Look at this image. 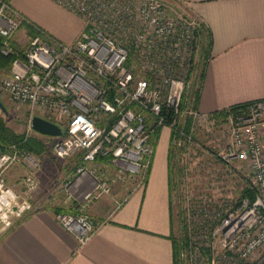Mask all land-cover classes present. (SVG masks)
I'll list each match as a JSON object with an SVG mask.
<instances>
[{"label":"built area","instance_id":"2783aa9c","mask_svg":"<svg viewBox=\"0 0 264 264\" xmlns=\"http://www.w3.org/2000/svg\"><path fill=\"white\" fill-rule=\"evenodd\" d=\"M53 1L82 19L77 40L65 43L32 25L37 32L29 36L24 51L17 52L1 85L10 101L28 109L25 139L38 115L63 130L62 136L53 137L58 157L82 152L84 162L103 156L116 166L112 176L100 178L94 170L79 166L63 184L81 212H58L55 217L83 245L98 227L83 213L86 204L109 192L113 183L131 179L137 187L145 183L157 127L177 132L176 145L190 138L184 133L187 124L192 132L197 125L213 126L218 116L183 104L195 65L201 26L197 18L174 12L164 0ZM25 23L29 22L11 0H0L2 53L15 52L12 37ZM223 118L230 139L218 159L230 169L241 163L247 171L242 175L248 178L245 189L252 197L245 195L233 204L214 231L223 250L235 249L237 264H260L264 262V98L246 102L237 111L228 108ZM15 164L26 167L19 192L5 180ZM39 167L37 156L17 144L0 148V236L33 210L30 199L38 186Z\"/></svg>","mask_w":264,"mask_h":264},{"label":"crops","instance_id":"0c3cea01","mask_svg":"<svg viewBox=\"0 0 264 264\" xmlns=\"http://www.w3.org/2000/svg\"><path fill=\"white\" fill-rule=\"evenodd\" d=\"M164 1L174 12L197 18L211 40L209 55L205 56L203 37H197L187 105L210 115L264 98V0ZM11 4L25 16L27 24L62 42H75L83 28L82 19L74 13L78 19L72 31L58 28L55 16L59 17L64 8L53 0H11ZM15 34L12 44L20 49L23 35L30 34L28 27L24 24ZM170 139L171 129L163 126L155 138V153L142 186L137 187L135 179L113 183L109 192L89 204L85 211L98 227L83 245L55 217L58 212L75 214L78 203L66 204L63 195L53 192L63 178L75 174L76 167L94 170L98 178L96 173L112 176L116 166L103 156L84 162L82 152H75L69 161L73 169L57 164L53 175L47 170L51 162L42 158L36 171L34 208L1 234L0 264H176L171 236ZM25 172L22 164L7 171V182L17 192L22 185L15 180ZM9 177L16 179L9 181ZM87 187L88 182L80 189L85 191Z\"/></svg>","mask_w":264,"mask_h":264},{"label":"rangeland","instance_id":"374dc122","mask_svg":"<svg viewBox=\"0 0 264 264\" xmlns=\"http://www.w3.org/2000/svg\"><path fill=\"white\" fill-rule=\"evenodd\" d=\"M63 10L59 17L55 16L58 19L56 25L64 31H72L78 17L66 9ZM29 35H23L19 44L20 49L16 48L18 52L25 49ZM14 38H17L16 34ZM199 54L202 55V50H199ZM6 74L0 73V98L8 110V115L5 114L6 122L14 131L25 135L28 132L29 112L26 106L10 101L2 88L1 80ZM32 134L39 133L33 130L30 136ZM229 139L224 118L217 117L213 126L197 125L192 130L191 138H182L176 144L175 156L172 159L171 182L173 233L178 239L186 235L191 241V247H185L182 253L181 264H195V262L198 264H237L235 249L223 250L220 247V237L214 231L223 215L239 201L248 185L246 180L248 178L242 176L247 171L242 168L241 163H233V169H230L218 159V153L224 149ZM41 140L45 146L44 154L36 156L41 164L42 158H48L51 162L50 168H47L48 171H53V175H56L57 164L63 163L67 164L70 170L73 169L69 162L74 156L73 153L63 158L58 157L54 150L56 139L42 137ZM6 174V183L12 186V183L7 182ZM96 174L98 178L104 176V174ZM72 176L71 173L63 178L53 192V194L58 192L56 195H63L66 204L78 203L77 199L69 197V191L63 186L64 182ZM19 177L17 179L9 177V181L16 179V183H19L22 179ZM37 188L32 193L30 199L32 203ZM93 201L94 199L91 202ZM90 203H87L83 210V213L89 217L90 215L85 210ZM79 212L81 211L76 213ZM91 220L95 223L92 218Z\"/></svg>","mask_w":264,"mask_h":264},{"label":"trees","instance_id":"16d2710c","mask_svg":"<svg viewBox=\"0 0 264 264\" xmlns=\"http://www.w3.org/2000/svg\"><path fill=\"white\" fill-rule=\"evenodd\" d=\"M25 25L28 27L30 34L33 35L37 32L36 29L31 24L25 23ZM197 37L198 38L203 37V41L205 42V48H204L205 53L204 54H205V56H208L210 46H211V40L208 39V37H206V34H204V29H203L202 24H201V26L197 32ZM1 44H2V38L0 37V48H1ZM12 46H13V44H12ZM13 48H14V46H13ZM14 50L16 53L12 52L9 54H4L0 50V73L1 74L9 72L10 65H11L13 59L17 55V51L15 48H14ZM186 98H187V95L185 94L184 100H183L184 105H187L186 104V102H187ZM245 106H246V103H241V104L231 106V107H229V109L237 111L241 108H244ZM225 110L226 109L221 110L219 112H216V115L218 117H223ZM185 129H186V130H184L185 136L187 137L189 135L191 138L192 132H191V130H189V124H187L185 126ZM160 130H161L160 127L156 128V130L154 131V138L157 139ZM176 136H179V134L175 131H171V139H170L171 142H170V147H169V151H168L171 191H172V184H171V182H172V159L175 156V147H176V145L173 143V139ZM41 138H42V136L39 134H32V136H29L25 139V135L23 133H17L7 124L5 114L0 110V148H5L6 146L11 145V144H17V145H19L20 148L25 149L27 151H31L35 155H41L45 150V146H44ZM245 195L252 197L251 193L247 189H244L242 196L240 198L244 197ZM171 222H172V234H171V236H172V242H173L175 263L181 264L182 253L185 250V247L186 248L191 247V241H190V238L186 235H183V238H181V239H178L174 236L172 212H171Z\"/></svg>","mask_w":264,"mask_h":264},{"label":"water","instance_id":"95a60500","mask_svg":"<svg viewBox=\"0 0 264 264\" xmlns=\"http://www.w3.org/2000/svg\"><path fill=\"white\" fill-rule=\"evenodd\" d=\"M0 110L4 114L8 115L7 107L5 106V103L1 100V98H0ZM31 127L35 132L41 135H46L51 137H59L63 135V130L59 125L38 115L32 118Z\"/></svg>","mask_w":264,"mask_h":264}]
</instances>
